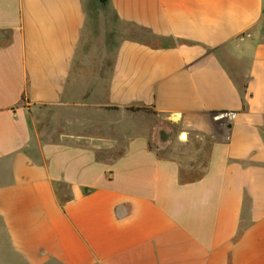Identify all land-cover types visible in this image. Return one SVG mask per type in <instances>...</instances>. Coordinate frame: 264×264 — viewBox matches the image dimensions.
<instances>
[{
	"label": "crops",
	"instance_id": "crops-1",
	"mask_svg": "<svg viewBox=\"0 0 264 264\" xmlns=\"http://www.w3.org/2000/svg\"><path fill=\"white\" fill-rule=\"evenodd\" d=\"M263 2L0 0V264H264Z\"/></svg>",
	"mask_w": 264,
	"mask_h": 264
},
{
	"label": "rangeland",
	"instance_id": "rangeland-1",
	"mask_svg": "<svg viewBox=\"0 0 264 264\" xmlns=\"http://www.w3.org/2000/svg\"><path fill=\"white\" fill-rule=\"evenodd\" d=\"M264 1V0H263ZM85 12H86V28H85V42L91 43V57L92 60L97 63L99 59H103L105 63H108L112 51L113 44H115L121 38H139L149 43L150 45L157 46L164 43L163 40L155 39L151 37L146 31L118 23L112 12L109 10L108 6L101 9L95 0H85ZM259 37L264 40V2H263V15L258 28ZM50 118V115H48ZM165 125H168L166 123ZM170 131L172 126L168 127ZM174 133V132H173ZM175 134V133H174ZM194 137V135H192ZM185 134H181L180 138H184ZM178 141L180 139L178 138ZM189 148V147H188ZM172 149L178 151L184 157H191L187 164H192L193 166L201 165L202 161H194L195 157L193 153H187L189 149L182 147L181 145H176L173 143ZM194 161V162H193Z\"/></svg>",
	"mask_w": 264,
	"mask_h": 264
},
{
	"label": "built area",
	"instance_id": "built-area-1",
	"mask_svg": "<svg viewBox=\"0 0 264 264\" xmlns=\"http://www.w3.org/2000/svg\"><path fill=\"white\" fill-rule=\"evenodd\" d=\"M211 120L217 125L220 130L224 131V135L222 137L223 141H229V135L227 133V128L229 124L233 123L236 119V113L233 111H222L218 113H214L210 116Z\"/></svg>",
	"mask_w": 264,
	"mask_h": 264
},
{
	"label": "water",
	"instance_id": "water-1",
	"mask_svg": "<svg viewBox=\"0 0 264 264\" xmlns=\"http://www.w3.org/2000/svg\"><path fill=\"white\" fill-rule=\"evenodd\" d=\"M95 1L101 9H104L107 5V0H95Z\"/></svg>",
	"mask_w": 264,
	"mask_h": 264
},
{
	"label": "trees",
	"instance_id": "trees-1",
	"mask_svg": "<svg viewBox=\"0 0 264 264\" xmlns=\"http://www.w3.org/2000/svg\"><path fill=\"white\" fill-rule=\"evenodd\" d=\"M148 33V32H147ZM152 37V36H151ZM147 44H149V43H147ZM150 45V44H149ZM21 100H23V97H21ZM129 111H131V112H136V111H145V112H150V111H148L147 109H143V108H129L128 109ZM151 113V112H150Z\"/></svg>",
	"mask_w": 264,
	"mask_h": 264
}]
</instances>
